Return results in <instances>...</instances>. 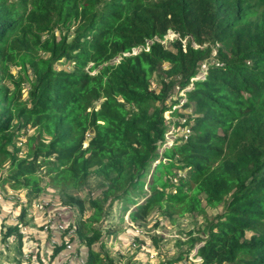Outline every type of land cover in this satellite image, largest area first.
Returning <instances> with one entry per match:
<instances>
[{"label":"trees","instance_id":"obj_1","mask_svg":"<svg viewBox=\"0 0 264 264\" xmlns=\"http://www.w3.org/2000/svg\"><path fill=\"white\" fill-rule=\"evenodd\" d=\"M18 3L0 0V185L41 193V167L62 190L98 176L106 182L104 201H122L132 222L157 208L194 213L205 194L206 205L223 212L203 238L188 241V253L196 248L201 264H264V0H30L28 16L25 0ZM169 31L180 38L175 52L162 44ZM220 44L227 47L217 49L220 65L193 81ZM63 59L74 63L72 72L55 70ZM163 64L168 69L158 75ZM14 68L30 86L27 101ZM191 85L184 107L195 103L201 116L184 144L165 148L167 162L156 166L148 195L144 179L168 130L164 113L177 105L169 106L170 93ZM29 128L38 136L19 158L16 140ZM174 170L184 175L177 186L166 177H177ZM101 202L89 200L94 213L77 231L88 248L84 264H122L103 245L94 250L104 236L94 226L105 211ZM77 203L83 210L84 201ZM67 247H56L52 259Z\"/></svg>","mask_w":264,"mask_h":264},{"label":"rangeland","instance_id":"obj_2","mask_svg":"<svg viewBox=\"0 0 264 264\" xmlns=\"http://www.w3.org/2000/svg\"><path fill=\"white\" fill-rule=\"evenodd\" d=\"M20 0H8L10 3L19 4ZM23 7L26 8V16L29 15L30 0H25ZM30 25L34 28L39 26L36 18H28ZM65 35V31L56 34L59 40ZM21 38V35H18ZM41 40H45V33L40 35ZM29 43L32 38L29 36ZM180 39L173 31H169L162 41L164 47L175 52L174 43ZM186 44V39L182 40ZM225 45V44H224ZM16 51L21 49L19 44H14ZM218 47H224L223 44L217 45L213 53V58L209 61L208 67L217 62L216 52ZM138 50H134L132 55H136ZM34 55L33 53H31ZM41 58H46L47 53L43 51L36 52ZM128 56V54H126ZM118 63L119 58L112 61ZM74 63L66 62L64 59L56 63L55 70L72 72ZM91 65L86 67L89 71ZM168 69V64H163L158 70V75ZM201 69V67H200ZM202 70V69H201ZM29 70V75L31 77ZM201 72V71H200ZM15 78L23 77L22 100L29 99L30 86L27 83L25 74L21 69L14 68ZM206 72L193 79L200 80ZM157 78H154L152 89L159 92L160 87L157 84ZM12 90L13 87L7 84ZM193 86L181 90L176 88L170 93L169 106L174 103L172 111L164 113V120L167 126L165 142L158 150V161L150 167L147 177L144 179V192L150 195V184L152 174L159 162H167L163 157L165 148H172L174 145H181L187 141L191 135V126L194 124V118L201 116L195 103L189 108L186 104V92ZM97 108L100 102L95 104ZM152 107V105H150ZM151 112V109L149 110ZM217 136H223V131L216 129ZM38 136L37 129H27L22 131L16 140L19 152L17 156L24 158L28 152L27 140ZM92 134L87 135V141L84 147H88ZM13 148L10 147V150ZM178 160V157H176ZM177 177L166 176L172 179L175 186L179 185L180 176L183 171L174 170ZM6 176V172H3ZM41 177V193H35L32 190L21 188L14 190L9 183L0 185V264H84L88 255V248L80 241L77 231L83 223L94 213L90 207L89 200L99 199L105 207L104 214L99 223L94 226L100 228L104 233L102 240L95 244L94 250H100L103 245V251H106L115 261L122 264H167V262L183 255L182 259L171 264H201V258L196 256V248L188 253V241L192 238H203V231L210 220L222 214V206L211 208L206 205L205 194L200 196L201 207L194 213L168 214L162 213L158 208L154 209L145 221L132 222L127 213H124V203L116 201L112 206L104 201L103 192L106 190V182L98 176H92L85 185L79 189L66 188L62 190L50 184V179L45 174L44 167L39 169ZM167 192L171 194L172 189ZM140 198V197H139ZM137 200L140 201V199ZM77 201H84L83 210ZM251 234H248L250 237ZM67 243L68 247L57 257L52 259L56 247Z\"/></svg>","mask_w":264,"mask_h":264},{"label":"built area","instance_id":"obj_3","mask_svg":"<svg viewBox=\"0 0 264 264\" xmlns=\"http://www.w3.org/2000/svg\"><path fill=\"white\" fill-rule=\"evenodd\" d=\"M213 64H215V65H220V64H218V63L216 64V62L213 63ZM213 64H212V65H213ZM208 65H209L208 62H204V63H202V65H201V69H202V70L200 69L201 72L198 74V76H201V75H203L205 72H207V70H208V68H209ZM194 79H195V78H194Z\"/></svg>","mask_w":264,"mask_h":264}]
</instances>
